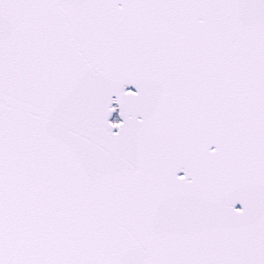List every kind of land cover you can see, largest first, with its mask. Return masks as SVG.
<instances>
[{
    "label": "snow or ice",
    "instance_id": "obj_1",
    "mask_svg": "<svg viewBox=\"0 0 264 264\" xmlns=\"http://www.w3.org/2000/svg\"><path fill=\"white\" fill-rule=\"evenodd\" d=\"M0 264H264V0H0Z\"/></svg>",
    "mask_w": 264,
    "mask_h": 264
}]
</instances>
